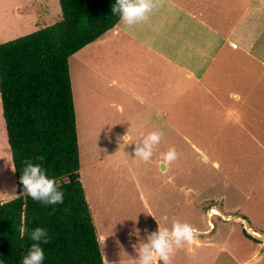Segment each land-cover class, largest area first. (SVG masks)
Instances as JSON below:
<instances>
[{
  "label": "rangeland",
  "instance_id": "obj_1",
  "mask_svg": "<svg viewBox=\"0 0 264 264\" xmlns=\"http://www.w3.org/2000/svg\"><path fill=\"white\" fill-rule=\"evenodd\" d=\"M248 2L237 0L238 15ZM226 3L229 0L214 1L211 10L217 17L224 13ZM249 14L240 19L239 29L251 24ZM60 16L58 0H0V42L49 25ZM108 45H113L114 56L107 57L103 66L112 67L105 70L88 56L97 44L90 43L69 57L80 180L87 190L96 233L105 235L104 239L98 236L105 264H138L136 248L140 243L147 242L159 224L170 229L177 220L196 228L198 236L195 244L177 248L170 264H264V160L261 149L250 138L251 134L264 137V131L253 127L258 124L264 128V107L257 109L260 99L245 100L243 94H252L256 89L264 92L262 68L249 66L241 74L249 78L246 81L228 65L225 78L219 77L218 84L213 85L208 82L215 70L211 66L206 71L205 86H194L193 92L202 97L188 103L174 100L169 124L165 117L133 115L137 110L130 107L119 110L116 85L108 87L103 77L116 67L117 43H106L105 47ZM253 76L256 79L252 83ZM234 92L240 94L239 100ZM244 101L250 109L239 106ZM240 108L246 110L247 117L252 116L249 133L240 128L239 122H244L237 112ZM152 131H163L164 135L151 160L145 163L135 156L136 141ZM172 147L178 157L165 162L162 154ZM109 153L110 159H102ZM203 153L207 161L201 158ZM112 161L117 164L112 165ZM13 170L0 102V201L18 194ZM246 226L258 231L260 237L249 234Z\"/></svg>",
  "mask_w": 264,
  "mask_h": 264
},
{
  "label": "trees",
  "instance_id": "obj_2",
  "mask_svg": "<svg viewBox=\"0 0 264 264\" xmlns=\"http://www.w3.org/2000/svg\"><path fill=\"white\" fill-rule=\"evenodd\" d=\"M58 1V20L0 42V102L18 193L0 201V264H22L36 227L49 236L43 264H104L80 180L69 57L119 17L112 11L116 0ZM28 160L57 181L62 204L45 206L23 194L20 177Z\"/></svg>",
  "mask_w": 264,
  "mask_h": 264
},
{
  "label": "crops",
  "instance_id": "obj_3",
  "mask_svg": "<svg viewBox=\"0 0 264 264\" xmlns=\"http://www.w3.org/2000/svg\"><path fill=\"white\" fill-rule=\"evenodd\" d=\"M214 1L162 0L154 8L147 21L132 27H126L118 21L114 27L91 42L97 44L98 48L93 50L94 52L88 49L85 54L88 55L90 51L88 56L91 55L97 60L101 70L112 67V65L103 66L107 63V57L112 59L114 56L112 54L113 45L105 47L106 43L114 41L117 43L115 71L110 75L106 72L103 77L108 87L116 85L117 97L120 100L119 110L130 107L132 108L130 110H137L133 112V115L165 117V123L168 121L171 124L170 117L173 115L174 100L184 99L188 103L190 100L201 98V93L193 92L194 86H205L206 71L211 66H214L215 70L208 82L212 81L213 85L218 84L219 77L225 78V68L228 65L238 70L241 80L249 79L242 77L241 74L246 73L249 66L254 64H257V69L262 68L264 73V46H261L262 43L264 44V39H262L264 1L249 0L242 6L240 15H238L237 0H229V3L224 5V13L220 17H217V13L211 10L214 7ZM217 11L219 13L220 5ZM247 12H250L249 22L251 24L248 23L247 27L239 29L240 19H243ZM81 49L74 54L79 53ZM245 58H249V62ZM238 65L242 68L240 69ZM258 76L261 77L262 74ZM236 79L238 80V77ZM255 79L254 76L251 78L252 83ZM243 94L246 95L245 100L252 97L260 99V106L257 109L264 107V92L256 89L252 94ZM233 96H236L238 100L241 98L236 92ZM236 106L232 108L236 109ZM239 106L246 110L250 109L245 101ZM184 107H187L186 104ZM244 109H237L243 117L242 121L245 122H239V125L249 133L252 116L247 117ZM225 110L228 111V109ZM230 114L237 120L234 111ZM254 115L257 116L258 113ZM253 127L256 131H264V128L258 124H254ZM251 136L256 146L261 149L264 160V137L261 135L256 137L252 134ZM248 144L252 145V143ZM111 155L112 153L105 154L102 159L108 160ZM201 158L203 161L208 160V156L204 153ZM111 163L112 165L117 164L116 161ZM214 165L216 166L217 162H214ZM116 167L117 165L114 166ZM83 188L91 207L87 190ZM98 236L105 238L103 233Z\"/></svg>",
  "mask_w": 264,
  "mask_h": 264
},
{
  "label": "clouds",
  "instance_id": "obj_4",
  "mask_svg": "<svg viewBox=\"0 0 264 264\" xmlns=\"http://www.w3.org/2000/svg\"><path fill=\"white\" fill-rule=\"evenodd\" d=\"M161 2L162 0H116L112 11L114 15H118L119 23L132 27L147 21L154 8ZM163 135V131H152L138 139L135 147L136 158L145 163L149 162ZM177 157L178 153L174 147L162 154L165 162H172ZM38 159L43 161L44 157L40 156ZM24 163L25 167L20 177L24 189L23 194L45 206L62 204L64 194L58 189L57 181L49 178L40 164H35L30 160ZM18 231L20 237L23 238L27 232L23 223ZM136 234L139 235L138 229ZM28 235L33 243L23 257L22 264H43L45 253L42 245L49 243L47 230L36 227ZM197 236L198 230L186 222L182 223L177 220L173 222L170 229L159 224L158 230L148 235L147 242L140 243L136 248L138 264H159L161 261L163 264H170L175 250L182 248L185 243L195 244Z\"/></svg>",
  "mask_w": 264,
  "mask_h": 264
},
{
  "label": "built area",
  "instance_id": "obj_5",
  "mask_svg": "<svg viewBox=\"0 0 264 264\" xmlns=\"http://www.w3.org/2000/svg\"><path fill=\"white\" fill-rule=\"evenodd\" d=\"M246 229H247V231L249 232V234H251L252 236H254V237H256V238H259V237H260V234H259L258 231L252 229V228L249 227V226H248V227L246 226Z\"/></svg>",
  "mask_w": 264,
  "mask_h": 264
},
{
  "label": "water",
  "instance_id": "obj_6",
  "mask_svg": "<svg viewBox=\"0 0 264 264\" xmlns=\"http://www.w3.org/2000/svg\"><path fill=\"white\" fill-rule=\"evenodd\" d=\"M161 167H162V169H164V168H165V165H164V163H161Z\"/></svg>",
  "mask_w": 264,
  "mask_h": 264
}]
</instances>
